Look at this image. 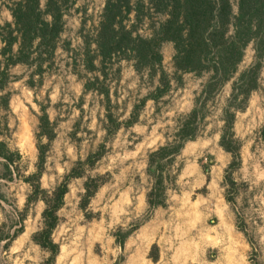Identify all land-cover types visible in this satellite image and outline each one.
Instances as JSON below:
<instances>
[{"label":"rangeland","instance_id":"rangeland-1","mask_svg":"<svg viewBox=\"0 0 264 264\" xmlns=\"http://www.w3.org/2000/svg\"><path fill=\"white\" fill-rule=\"evenodd\" d=\"M15 1L0 0V27L13 23L9 8ZM46 2L39 0L42 12ZM106 2H61L63 31L51 58L44 53L48 49H41L33 51L27 64L9 67L3 43L7 31H0V97L8 94L7 108L0 102V142L14 160L9 165L0 157V264L50 260V253L32 240L43 228L45 207L41 201L27 203L31 188L25 182L36 173L41 108L53 127L39 180L43 190L52 192L78 161L101 154L68 184L51 234L58 246L51 264H264V57L258 88L245 104L241 99L231 102V91L239 75L255 64L252 44L231 80L206 100L204 86L211 73L181 74L177 81L174 45L162 43L158 51L171 88L156 103L146 101L133 126H121L107 137L106 127L113 130L107 116L126 123L133 108L156 91L160 71L141 69L142 60L131 52L114 55L104 65L97 58L94 65L101 73L86 69L85 47L95 51ZM137 2L130 0L132 12L123 25L133 30L132 37L149 40L167 15L156 13L148 0ZM230 5L236 16L237 0H230ZM44 19L50 22L49 17ZM17 50L15 44L12 54ZM105 91L109 104L102 95ZM195 107L199 109L195 139L186 142L174 159L155 161L151 168L163 177L165 197L163 206L150 208L147 195L154 178L148 174V157L173 140ZM227 108L234 112L233 134L239 142V167L229 175L232 157L220 146ZM89 179L102 183L82 207ZM129 231L120 246L118 241Z\"/></svg>","mask_w":264,"mask_h":264},{"label":"trees","instance_id":"trees-1","mask_svg":"<svg viewBox=\"0 0 264 264\" xmlns=\"http://www.w3.org/2000/svg\"><path fill=\"white\" fill-rule=\"evenodd\" d=\"M62 1L47 0L45 12L40 10L39 0H17L13 3L12 8H9L13 25L5 23L3 27H0V31H7V39H4L3 43L4 51L8 54L9 67L27 64L33 51L40 53L41 49H48L44 53H47L48 58H51L56 48V42L63 31V14L60 8ZM137 3L141 4L142 0H138ZM148 3L156 13L167 15L166 21L160 25L151 39L132 37L133 30H129L123 25V18L132 12L130 0H107L99 31L94 40L95 51L89 50L88 44L85 47L84 63L88 71L101 73V70L94 65L97 58H100V64L104 65L108 61L111 62L114 55L119 53L126 55L128 52L135 54L139 62V59L142 60L140 62L141 69L148 68L153 73H157V70L160 71L159 85L156 91L141 100L140 105L133 108L126 123H117L111 115L107 116L108 122L113 125V130L106 127L107 137L114 134L121 126L125 128L133 126L137 122L139 110L145 102L152 100L156 103L171 88L170 81L162 70V56L158 51L160 45L165 42L174 45L173 65L177 81L181 82V74L194 73L200 76L204 73H211L204 86L203 93L206 100L231 80L244 57L245 49L252 44L255 52V64L241 73L233 84L231 102L241 99V104H245L251 92L258 88L260 61L264 57V0H237L238 12L236 16L232 14L230 0H148ZM44 16L49 17L50 22L46 21ZM155 41L157 44L154 46ZM15 44H18V50L16 55H13L12 47ZM127 58L124 57L122 60ZM38 59H41L40 55ZM44 60L46 59L41 61ZM41 67V63L38 64L39 70ZM1 75L6 77L5 72ZM89 87V84L85 85L84 91L87 92ZM0 91H2V87H0ZM102 95L106 104H109L108 92L105 91ZM0 102H4V106L7 108L8 94L1 96ZM237 110L241 111L243 108H237ZM198 116L199 109L195 107L190 114L183 118L173 140L149 155L148 174L154 178L153 187L147 195V204L150 208L163 206L165 197L163 177L158 172L157 176L153 174L151 168L155 161L166 158L174 159L179 155L186 142L195 139ZM201 118L203 119V117ZM225 119L220 146L232 157L227 170V175H229L239 167V142L234 139V112H230V108L225 110ZM38 130L36 173L25 179L31 188L27 203L41 201L44 204L43 228L34 234L32 240L40 248L50 253V260L47 264H51L58 253V246L52 242L51 234L58 224L57 212L63 205L64 196L68 192V184L72 179L80 178L82 176L81 169L91 168L99 160L101 154L89 155L83 162L78 161L64 177V180L52 192L48 193L41 188L39 182L45 163V154L53 138V127L44 108H41ZM40 138H46L48 143L42 144ZM0 150H2L0 157L12 165L14 163L12 154L5 149L1 142ZM98 181L99 179H89L84 184L85 194L82 207L100 187L102 182ZM130 234L131 231L123 234L118 241L120 246ZM11 239L13 238H10V241ZM153 250L155 251L156 247L153 246ZM156 260L157 256H154L153 261Z\"/></svg>","mask_w":264,"mask_h":264}]
</instances>
